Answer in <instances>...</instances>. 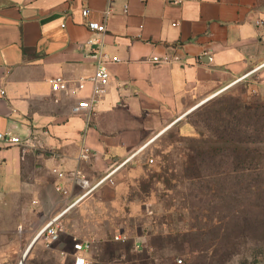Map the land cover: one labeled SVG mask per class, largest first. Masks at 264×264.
<instances>
[{"label": "crops", "instance_id": "0c3cea01", "mask_svg": "<svg viewBox=\"0 0 264 264\" xmlns=\"http://www.w3.org/2000/svg\"><path fill=\"white\" fill-rule=\"evenodd\" d=\"M89 21L106 23L104 49L112 58L107 93L91 121L72 111L90 95V82L77 94L50 82L94 72L89 46L80 45L93 34ZM258 72L264 78V0H0V132L35 137L30 147L0 141V184L38 200L41 229L64 210L61 203L85 191L54 168L79 170L90 186L102 181L61 216L64 231L52 248L63 261L72 251L67 237L92 239L66 235L72 214L93 198L114 200L129 163L177 116ZM84 147L87 160L80 158ZM79 220L86 225V213Z\"/></svg>", "mask_w": 264, "mask_h": 264}, {"label": "rangeland", "instance_id": "374dc122", "mask_svg": "<svg viewBox=\"0 0 264 264\" xmlns=\"http://www.w3.org/2000/svg\"><path fill=\"white\" fill-rule=\"evenodd\" d=\"M213 94L129 163L114 200L93 198L72 214L66 235L94 240L93 264L264 262V78L258 72ZM0 192V264H19L42 229L38 200L1 184ZM85 213L86 225L79 220ZM116 229L125 240L114 238ZM70 262L41 237L24 264Z\"/></svg>", "mask_w": 264, "mask_h": 264}, {"label": "built area", "instance_id": "2783aa9c", "mask_svg": "<svg viewBox=\"0 0 264 264\" xmlns=\"http://www.w3.org/2000/svg\"><path fill=\"white\" fill-rule=\"evenodd\" d=\"M113 1V0H109ZM110 8H107L106 13H110ZM84 16L89 14L87 7L82 9ZM89 28L92 30L93 34L80 45L89 46V56L94 60L95 69L94 72L89 76H83L76 80H69L64 77L58 76L50 79L52 89L55 91H67L71 94H77L80 89H83L86 82L91 84V93L87 97L80 98L76 104L72 107V111L75 114H84L88 121H91L92 117L95 114V108L100 99L107 93L108 84L111 79V72L108 68V63L111 61L110 55L106 52L105 48V35L107 33V25L105 22L99 21H89ZM153 61H158L159 57L154 56ZM70 83L73 84V87L70 86ZM35 137L31 135L26 136L25 138L21 137L16 133H2L0 132V141L5 142L9 145H21L24 147L33 146L35 143ZM90 157V152L87 147H84L80 158L87 160ZM149 163L153 164L154 159L150 158ZM54 173L57 174L59 178H64L70 176L71 179L77 184H79L85 191L75 199L73 202L67 204V207L64 210L47 220L42 229L38 232L40 238L42 237L46 247H51L52 244L60 239L61 233L64 231V225L61 222L62 214L77 203L81 198L92 192L101 182L90 186L87 178L81 174L79 170H73L69 172H63L56 168L53 169ZM56 190L67 194L68 190L63 186L62 183H59L55 186ZM148 212L153 213V209H148ZM116 240H125L126 236H123L120 232H116L114 235ZM94 247V240L92 239H81L74 237L72 251L70 253L72 257L71 264H93V260L90 258L89 253ZM67 257V254H63Z\"/></svg>", "mask_w": 264, "mask_h": 264}, {"label": "water", "instance_id": "95a60500", "mask_svg": "<svg viewBox=\"0 0 264 264\" xmlns=\"http://www.w3.org/2000/svg\"><path fill=\"white\" fill-rule=\"evenodd\" d=\"M4 193L0 192V196H2ZM40 238V234L38 233L33 239L32 241L29 243L26 251L24 252L21 261L19 262V264H24V261L26 260L27 256L29 255L30 251L32 250L33 246L35 245V243L38 241V239Z\"/></svg>", "mask_w": 264, "mask_h": 264}, {"label": "bare ground", "instance_id": "6f19581e", "mask_svg": "<svg viewBox=\"0 0 264 264\" xmlns=\"http://www.w3.org/2000/svg\"><path fill=\"white\" fill-rule=\"evenodd\" d=\"M249 73H250V72H249ZM236 82H237V81L231 83L229 86L233 85V84L236 83ZM228 88H229V87H228ZM214 95H215V94H214ZM214 95H213V96H214ZM206 100H207V99H206ZM203 102H204V101H203ZM200 103H202V102H200ZM171 125H172V124H171ZM171 125H170V126H171ZM170 126H168V127H170ZM168 127H167V128H168ZM165 129H166V128H165ZM165 129H164V130H165ZM164 130H163V131H164ZM27 247H28V246H27ZM26 249H27V248H26ZM25 251H26V250H25ZM25 251H24V252H25Z\"/></svg>", "mask_w": 264, "mask_h": 264}]
</instances>
